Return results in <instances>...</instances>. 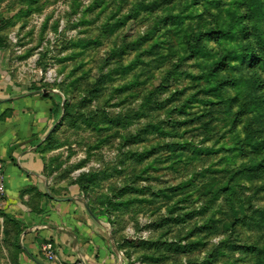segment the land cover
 <instances>
[{"label":"rangeland","instance_id":"obj_1","mask_svg":"<svg viewBox=\"0 0 264 264\" xmlns=\"http://www.w3.org/2000/svg\"><path fill=\"white\" fill-rule=\"evenodd\" d=\"M208 1L0 0V82L56 105L45 175L104 218L119 264H264V169L252 163L264 134L258 150L245 140L264 67L211 76L164 34L166 14L191 27L214 15ZM244 10L247 38L264 37ZM205 45L221 54L235 40ZM16 221L0 211V264H17Z\"/></svg>","mask_w":264,"mask_h":264},{"label":"crops","instance_id":"obj_2","mask_svg":"<svg viewBox=\"0 0 264 264\" xmlns=\"http://www.w3.org/2000/svg\"><path fill=\"white\" fill-rule=\"evenodd\" d=\"M18 89L0 82V211L18 221L17 264H53L41 251L45 241L53 243L61 260L119 264L104 218L97 212L99 221L91 217L74 187L53 186L45 175L39 152L45 130L53 123L52 102Z\"/></svg>","mask_w":264,"mask_h":264},{"label":"trees","instance_id":"obj_3","mask_svg":"<svg viewBox=\"0 0 264 264\" xmlns=\"http://www.w3.org/2000/svg\"><path fill=\"white\" fill-rule=\"evenodd\" d=\"M244 2L234 0L232 3L224 4L219 0H209V6L217 11L215 10L212 16L205 11L195 15V24L191 27H183L182 20L184 17L180 13L166 14L165 18L169 21V24L165 26L164 34L173 36L167 40L170 50H173V47H175L176 39L177 44L182 46L180 49L182 50V56L186 58L201 56L205 59L203 67H211V76H216V72L225 67H235V65H239L240 67H255L258 62L259 66L264 67V37L253 35V39H256V41L252 38H247L248 32L245 31V23L243 21L246 11L240 12V10L246 7L247 15H255L264 19V0H244ZM245 37L247 38L246 41L241 40L242 38L245 39ZM223 38L235 40V45L232 48L225 49L221 54L218 51L211 53L209 49L207 50L205 44L208 40H220ZM4 44V38L0 36V48ZM231 62L235 65H231ZM252 83L253 88L251 91L255 89L257 80L254 79ZM42 95L47 96L48 94L43 93ZM256 101L257 106L253 112L258 117V120H256L257 126L252 131H248L250 138L245 140H254V144H257L256 150H258V143L260 144L259 136H263L264 134V95L258 96ZM66 108V105H63V111H66ZM55 109L56 105L52 102L51 114L54 113ZM48 139H50V133L45 138V140ZM255 159L256 161L252 162L254 163V169H264V155L260 156L258 160L256 153L253 160ZM90 209L95 215L96 209L92 207Z\"/></svg>","mask_w":264,"mask_h":264},{"label":"built area","instance_id":"obj_4","mask_svg":"<svg viewBox=\"0 0 264 264\" xmlns=\"http://www.w3.org/2000/svg\"><path fill=\"white\" fill-rule=\"evenodd\" d=\"M3 177L0 170V199L4 194ZM41 251L46 261L53 264H84L81 260L65 261L58 259L53 243L51 241H45L41 245Z\"/></svg>","mask_w":264,"mask_h":264},{"label":"water","instance_id":"obj_5","mask_svg":"<svg viewBox=\"0 0 264 264\" xmlns=\"http://www.w3.org/2000/svg\"><path fill=\"white\" fill-rule=\"evenodd\" d=\"M43 92H45V91H43ZM49 133H50V130L47 132V135H48ZM85 207H86L88 213L91 215V217H93V219L99 221V219L93 214V212L91 211L89 205H88L86 202H85Z\"/></svg>","mask_w":264,"mask_h":264}]
</instances>
